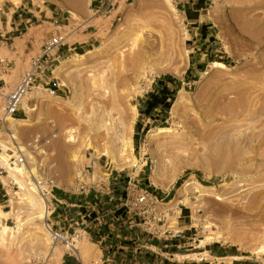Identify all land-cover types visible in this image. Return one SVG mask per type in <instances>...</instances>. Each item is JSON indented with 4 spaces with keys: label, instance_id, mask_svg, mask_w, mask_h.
<instances>
[{
    "label": "rangeland",
    "instance_id": "1",
    "mask_svg": "<svg viewBox=\"0 0 264 264\" xmlns=\"http://www.w3.org/2000/svg\"><path fill=\"white\" fill-rule=\"evenodd\" d=\"M13 1L0 0L2 20L3 12L23 8L21 4L24 9L38 5L70 11L85 20L91 17L89 24L98 32L94 46L59 58L53 69L59 78L55 94L38 87L42 93L34 99L28 96L31 90L20 105L25 114L16 121L4 119L5 96L48 39L50 28L44 21L50 24L52 19H33L22 31V41L33 39L37 48L27 51L23 60L13 64V54H2L0 48V212H8L1 214L12 232L10 239L0 240V264H61L69 256L80 264H94L102 246L109 260L111 252L118 251L117 264H125L130 249L133 256H127V264L233 260L199 253L207 247L242 255L237 260L245 264L264 263V252H257L264 248V0H186L188 7H182L181 0H121L109 15L94 16L90 0ZM76 54L85 56L78 60ZM164 89L166 110L157 106L150 114L140 112V107L145 111L144 105L153 103L152 94ZM124 117L127 121H122ZM11 125L17 130L11 131ZM159 128L166 131L158 134ZM121 143L124 152L115 155L113 148ZM20 150L23 165L12 154ZM103 150L108 151L103 155L111 163L112 175L119 174L113 180L112 199L91 195L89 205L65 212L56 208L46 220L43 200L29 189L32 183L21 167L36 178L51 174L57 185L55 197L62 191L84 197L71 193L76 167L89 161L88 152L99 157ZM155 162L163 187L150 181ZM127 175L169 210L164 234L156 238L133 227L135 234L167 244L175 240L181 244L177 252L182 257L164 253L172 247L157 255L135 240L97 245L99 228L105 235L118 228L130 230L121 220L125 213L115 208L124 196ZM184 182L186 189L180 187ZM21 188L38 203L36 210L29 208ZM37 211L45 216L36 217ZM57 214H66L69 222ZM49 227L69 228L67 242L79 241L80 257L66 242L55 241ZM212 235L220 239L198 246ZM55 248L60 259L52 255Z\"/></svg>",
    "mask_w": 264,
    "mask_h": 264
},
{
    "label": "built area",
    "instance_id": "2",
    "mask_svg": "<svg viewBox=\"0 0 264 264\" xmlns=\"http://www.w3.org/2000/svg\"><path fill=\"white\" fill-rule=\"evenodd\" d=\"M117 3L118 0H100L98 7L93 9V16L96 14L109 15L115 9ZM42 4L44 3L42 2ZM64 21L63 24H60V21L55 18L51 20L50 24L56 30L42 44L40 51L30 58L28 68L21 73L13 90L5 96V116L13 117L18 112L25 95L35 87H43L49 94H55L54 87L58 88L59 83L53 76V69L60 58L58 50L61 46L67 44L68 37L74 35L80 27L85 30L86 27L84 26L87 23V20L75 16L70 11H66ZM0 62H2V59H0ZM88 155L89 161L84 164L78 163L76 167L71 193L78 196L94 195L96 199L108 196L111 200L113 180H116L119 174L112 175L111 163L104 155H99L97 159L91 157L89 152ZM14 161L20 165L25 164L26 160L22 150L17 153ZM127 177L128 181L124 188V196L118 199L116 210H122L125 213L122 218L123 223L138 227L142 232L158 238V235L166 232L162 231V228L169 210H163L162 199L156 194L140 187L135 179L128 175ZM55 186L51 174L45 173L37 178L33 176V190L43 200L46 220L61 204V201L53 194ZM177 218H179V215ZM77 231L74 230L73 233ZM50 232L55 241L68 243L67 240L70 238L69 228L64 231L50 228ZM107 258L101 255L98 260L94 261V264H107Z\"/></svg>",
    "mask_w": 264,
    "mask_h": 264
},
{
    "label": "crops",
    "instance_id": "3",
    "mask_svg": "<svg viewBox=\"0 0 264 264\" xmlns=\"http://www.w3.org/2000/svg\"><path fill=\"white\" fill-rule=\"evenodd\" d=\"M99 1L100 0H90V4L89 6L91 7L90 11H93V9H95L96 7H98L99 5ZM121 0H118V2H120ZM127 0H125L126 2ZM181 6L184 7L185 4L187 3L186 0H181ZM23 6L22 7H16L15 9H13V11L10 13H2V15L5 16V20H2L1 14H0V48L3 50L1 51L2 54H4V51H7L9 54L12 53L13 57L15 58L13 60V64L16 63V59L19 60H23L25 57V54L27 51L29 50H36L37 48H34L35 43L33 39H27L28 41H22L23 40V36L25 33H23V30H27L28 29V25H32L31 21L34 20H38L39 17H45L47 19H57L58 21H60V24H63L66 18V11H62L61 13L56 9H49V7H46L44 9L40 8L38 5L37 7H32L31 9H24L25 4H21ZM185 7H188L187 5ZM192 11V9H191ZM49 14V16H48ZM91 17L87 19V23L85 24L84 27H86L85 30H83L82 27H80L78 29V31L74 34L68 37L67 39V44L63 45L59 48L58 53L60 55V58H63L69 54H71L72 52L78 50L81 51L84 49V47H92L95 45L96 41H97V32L98 30L96 29V27L93 24H89L91 21ZM45 23H47L48 27L50 28L48 31V36L49 37L52 33H54V31L56 30V28L53 26H51L48 21H44ZM34 23V22H33ZM88 27V28H87ZM15 39H19V43H16L17 41H15ZM12 44L11 43L12 41ZM14 43H16L15 45H13ZM42 44L40 45L39 49L41 48ZM10 47V48H9ZM34 50V51H35ZM11 55V54H10ZM8 60V59H6ZM9 61V60H8ZM23 65V64H22ZM23 68V67H22ZM23 71V69H21L20 71V75L21 72ZM18 75V76H20ZM16 80H14V84H16L15 82ZM25 114V109L20 106L18 112L13 116L14 119H21L22 116H24ZM90 196L91 195H87L84 197H76V196H72L68 193H66V191H62L60 192L59 196L57 197L60 201L61 204L58 205L59 210H62V212H65V210H70V208H74V207H84L89 205V200H90ZM60 216L61 220H64L65 222H69L68 216L65 215H59L57 214V218ZM117 220L119 219L118 217L116 218ZM122 220V219H121ZM71 225V224H69ZM98 226L101 227V223H98ZM120 227V225H118ZM130 228V230L127 231H120V229L118 228L116 230V232H110L109 234L105 235V233L99 228L98 230H96V236H97V245L100 246L101 244H107V242H112L115 245V241L113 242V240L116 239L117 242H128L131 240H135V241H139L142 244H140V247L142 248H146V249H151L153 250V252L157 255H159V252H162V250L164 248L167 247H172L170 249V251L168 252H164L166 255H172L173 257L175 256H182L181 254H179L177 252V248H179V246L181 244L176 243L175 240L172 243H163L162 241H155L153 239H151V237H144L142 234L141 235H137L135 234V231L132 229V226H128ZM110 241H108V240ZM184 244V243H183ZM120 247V246H119ZM104 246H102L101 248L99 247V250L101 252V255L104 256L106 258V254H105V250L103 249ZM117 249V248H116ZM139 249V247H138ZM169 250V249H168ZM218 249H216L215 251L213 250L212 247H207L204 248V250L200 251L199 253H208L210 257H214L216 259H227L228 257H232V256H242V255H237L235 253H231L229 251H222V252H217ZM110 255V253H109ZM112 258L114 257V259L111 258V260H109L108 258V262L107 264H117L118 260V251H114L111 252ZM110 255V256H111ZM133 256L132 255V249L127 251V254H125L124 256V260L127 262L128 260H126L127 256ZM162 255V254H160ZM108 257V256H107ZM243 257V256H242ZM242 260V259H239ZM237 259H233L231 262L227 263V264H245L242 261H239ZM121 262V261H120ZM125 262V264H127ZM61 264H80V262L78 261V259L76 257H66L65 259H63L61 261ZM144 264V263H142ZM199 264V263H197ZM248 264V263H247ZM260 264H264V263H260Z\"/></svg>",
    "mask_w": 264,
    "mask_h": 264
},
{
    "label": "bare ground",
    "instance_id": "4",
    "mask_svg": "<svg viewBox=\"0 0 264 264\" xmlns=\"http://www.w3.org/2000/svg\"><path fill=\"white\" fill-rule=\"evenodd\" d=\"M13 3H17V0H14L13 1ZM85 56V54H76V59H78V60H81L83 57ZM58 73L59 72H56V74L58 75ZM57 81L59 82V78H57ZM40 88H38V87H35L34 88V90H33V92L31 93V94H28V96H29V98H34L35 99V96H38L37 94H39V93H42V92H40ZM26 96V95H25ZM25 98V97H24ZM23 101H24V99H23ZM4 119H8V120H11V121H16L13 117H9V116H4ZM124 120H126V118L124 117L123 119H122V121H124ZM127 121V120H126ZM116 125H118V124H116ZM9 128L11 129V131H16L17 130V128L15 127V126H9ZM117 128V127H116ZM114 130V129H113ZM117 129H115V131H114V133L116 134H114L113 132V134H114V136L116 137V139L114 138V140H117L118 138H117V135L119 136V133H118V131H116ZM166 130H165V128H159L158 130H157V132H158V134L159 133H163V132H165ZM109 137V136H108ZM112 137V136H111ZM120 137V136H119ZM120 139V138H119ZM98 140V139H97ZM109 140V139H108ZM120 141H121V139H120ZM87 143L88 142H86V145H87ZM89 144V143H88ZM102 144V143H101ZM71 145V144H70ZM85 145V146H86ZM91 145V144H90ZM2 147H3V149L5 150H9L6 146H4V145H2ZM114 147H117V148H113V153L115 154V155H117V154H119V156L120 155H122L123 154V152H124V145H123V143H121V145H119V146H114ZM106 148V147H105ZM131 149V148H130ZM93 151V150H92ZM94 151L96 152L97 150L96 149H94ZM93 153V152H92ZM12 154L16 157V154L12 151ZM100 154H104V155H106V154H108V151H105V150H103L102 151V153H100ZM84 156V155H83ZM79 157V156H78ZM95 159H97L98 158V156H96V157H94ZM77 159V158H76ZM79 159V158H78ZM64 160V159H63ZM66 160V159H65ZM110 160H112V159H110ZM63 162H65V161H63ZM68 162V161H67ZM114 162H116V160H114ZM69 163V162H68ZM154 164V163H153ZM122 168V167H121ZM156 162H155V166H154V168L152 169V177H151V179H150V181H151V184H153V185H155V186H159V187H163L162 185H160V183L158 182V178H157V176H156ZM70 169V168H69ZM21 172L23 173V174H25V175H27V177H28V179L31 181V183H32V186H33V176H34V172L33 171H31V170H29V171H26V168L25 167H21ZM63 175V174H62ZM70 176V175H69ZM13 181L15 182V183H17V179L16 178H14L13 177ZM58 185H59V183L58 182H56ZM64 183V182H63ZM66 183V182H65ZM162 183V182H161ZM185 183V182H184ZM183 183V184H184ZM70 184V183H69ZM66 185V184H65ZM165 185V184H164ZM57 186V185H56ZM188 186V183H185L183 186H181L180 185V187L182 188L183 187V189L185 188L186 189V187ZM62 187H64V186H62ZM29 189H33V187H30ZM21 190H22V193L28 198V201H27V203H28V206H29V208H31L32 210H36L37 209V206H38V203L37 202H35L34 201V199L26 192V189L25 188H21ZM64 190V189H63ZM257 198H254L253 200H256ZM252 200V201H253ZM176 211H178L176 208H175V210L173 211V213H175ZM1 213H3L4 215H6V214H8V212H0V240L1 241H4L6 238H8V239H10L11 238V235H12V232H10V230H11V228L9 227V226H7L4 222H3V219H2V214ZM37 213V216L36 217H44L45 216V213L43 214L42 213V211H37L36 212ZM178 215V214H177ZM175 217V216H174ZM172 218L171 220L173 221L172 223H175L176 222V217L175 218ZM166 218V217H165ZM168 218V217H167ZM192 221H196L195 219H192ZM195 224V223H194ZM175 232V231H174ZM9 233V234H8ZM9 236V237H8ZM44 237H45V234H44ZM227 237V236H226ZM48 238V237H47ZM220 238H219V235H212V236H210V237H206L205 238V240H200V242H199V247H203V246H205V241H210V242H212L213 240L214 241H218ZM45 240H46V238H45ZM46 241H48V240H46ZM67 247L69 248V249H71V251L73 250L74 251V253H76L79 257H80V253L82 252V247H81V245L79 244V241H77V240H75L74 241V243L73 242H68L67 243ZM257 252H264V248L263 247H260L259 248V250L257 251ZM52 255L53 256H55L56 258H58V259H60L61 258V252L60 251H58L56 248L55 249H53V251H52ZM195 255V254H194ZM179 256V255H178ZM180 257H182V256H180ZM184 257V256H183ZM243 257L242 256H232V257H228L227 259H242Z\"/></svg>",
    "mask_w": 264,
    "mask_h": 264
},
{
    "label": "trees",
    "instance_id": "5",
    "mask_svg": "<svg viewBox=\"0 0 264 264\" xmlns=\"http://www.w3.org/2000/svg\"><path fill=\"white\" fill-rule=\"evenodd\" d=\"M168 80L176 82V79H173L172 77H168ZM167 90V89H166ZM152 104L146 103L144 105L145 111L142 110L140 107L139 110L140 112H144L146 114H150L151 110L154 109L155 107L159 106L161 109L166 110L169 107V102H167L166 99V92L165 89L161 93L155 95L152 94ZM154 100V101H153Z\"/></svg>",
    "mask_w": 264,
    "mask_h": 264
}]
</instances>
